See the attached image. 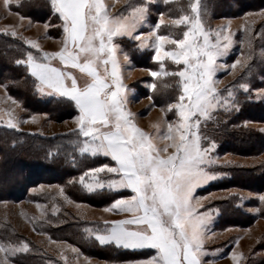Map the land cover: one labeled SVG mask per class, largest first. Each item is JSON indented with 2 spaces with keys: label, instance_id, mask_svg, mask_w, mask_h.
I'll return each instance as SVG.
<instances>
[{
  "label": "snow or ice",
  "instance_id": "6c2138e0",
  "mask_svg": "<svg viewBox=\"0 0 264 264\" xmlns=\"http://www.w3.org/2000/svg\"><path fill=\"white\" fill-rule=\"evenodd\" d=\"M163 2L168 4L169 0ZM9 4L10 0H5L6 8ZM51 7L62 21V47L54 52L41 50L38 55L29 51L27 60L17 63L26 64L38 92L75 103L79 111L76 117L79 134L85 138L80 153L103 155L114 162V166L103 164L88 170L80 177V183L89 192L103 189L107 184L110 189L126 188L134 193L115 200L110 209L131 215L105 222L111 226L103 234H95L96 240L101 245L114 244L118 248L155 250L147 259L128 264H204L209 215L198 210L193 192L216 176L209 170L215 163L211 155L215 145L214 142L207 147L202 145L199 125L201 117L211 119L221 105L227 109L234 103L222 97L214 80L217 59L229 47L228 43H221V38L230 42V37L223 36L221 30L213 40L211 30L204 27L198 3L192 2L191 12L172 20V25H183L186 29L182 38L159 33L164 23L161 13L154 31L141 41V46L151 41L153 59L160 62L161 71H153V77L169 75L164 65L166 59L184 66L183 70L171 73L180 77V95L167 109H175L179 120L169 122L167 132L159 135L160 140L171 141L160 147L133 122L134 114L126 109L127 87L117 60L120 45L115 43V38L122 36L140 39L134 33L146 19L147 4L127 2L126 14L121 11L115 15L104 0H51ZM26 43L39 49L34 41ZM56 60L60 66L53 64ZM72 70L79 71L83 84ZM240 87L248 90L247 84ZM232 95L228 90V97ZM8 126L16 125L9 122ZM169 148L174 151L166 156L161 154ZM101 172L119 179L102 181ZM88 176L94 183L85 182ZM259 200L264 204V195ZM27 250L26 243L22 246L0 243V253L5 254L0 264H10L9 256Z\"/></svg>",
  "mask_w": 264,
  "mask_h": 264
},
{
  "label": "rangeland",
  "instance_id": "374dc122",
  "mask_svg": "<svg viewBox=\"0 0 264 264\" xmlns=\"http://www.w3.org/2000/svg\"><path fill=\"white\" fill-rule=\"evenodd\" d=\"M19 1L10 0L9 7L6 8L5 0H0V30L10 35L15 32V36H19L25 43L26 41H34L42 48H56L59 44L57 39H61L64 35L63 29H61L62 33L58 37H55L54 34L56 35L59 32L61 26H53L52 32L54 34H48L49 23L34 21L14 11L13 5ZM169 1H174V4H178L181 8L177 9L175 7V9H172L167 7L168 10H166L164 6V11L162 4L157 0H127V2L133 4H147L146 19L134 33V36L139 35L140 39L137 40L128 36L115 38V43L120 45V49L117 51V60L123 83L127 87L126 109L134 114L132 117L133 122L149 133L153 137V142L160 147H163L165 143H171V141L160 140L158 138L159 135L167 132V124L169 122L179 120L175 109L171 111L167 109L169 104L177 102L180 95V77L173 76L171 73L183 70L184 66L182 64L178 66L171 60L166 59L164 65L169 75L161 74L153 77L151 74L153 71H161L160 62L153 59L154 49L151 41L145 42L143 46H141V41H145L147 34L154 31V26L160 20L161 13H163L164 23L161 24L159 33L162 35L171 33L176 37L182 38V33L186 29L183 25H172V20L191 12L190 3H198V0H192V2L190 0ZM104 2L109 6V10L113 15L121 11H125L126 14V0H104ZM160 10L162 11L160 12ZM202 20L205 29L211 30V38L213 40L216 32L221 30L223 31V36L230 37V42L221 38V43H228L229 47L226 54L217 59V71L214 80L216 81L215 87L222 97L232 100L237 91L235 79L239 73H243V70L246 69L250 56L256 53V55H259V59H264V50L258 47L253 52L251 41L259 36L258 32L264 21V10L251 11L233 17H208V19L202 18ZM168 47L170 46L166 45V48ZM33 49L40 54L41 50ZM133 54L138 59L140 56L150 58V66L148 68L140 66L139 60L138 63L135 62L136 58H133ZM236 61H239V63H236ZM53 62L60 66L58 60ZM234 64L235 67H233ZM72 71L76 75L80 74L78 70ZM78 82L83 84L81 75L78 77ZM240 82L238 90L245 91L240 85L247 84L248 90L245 92L249 96L254 97V100L264 99V84L251 87L246 81L240 80ZM151 85H155V87H150ZM228 90L233 93L232 97H228ZM37 93L41 97H49L39 92ZM157 96L160 98L158 101L155 100ZM188 102L189 100L186 98L184 103L187 104ZM221 107L224 106L221 105ZM27 113L28 110L23 108L9 94L7 89L0 84V126L42 135L59 133L73 128L78 129L76 117L56 121L49 119L47 114ZM204 119L203 117L200 118V135V127ZM9 122L16 126L9 127ZM245 125L264 132V123L248 121ZM84 139L83 137V141ZM210 142L212 141H204L203 139L201 141L204 147H207ZM214 145L211 155L215 163L210 166L209 170L215 173L216 176L214 179L208 180L197 187L193 192V196L196 198L194 203L197 204L198 210L209 215L207 235L204 238V247L207 251V255L203 257L204 264H264V204L259 200V196L264 195V190L258 192L239 187L213 189L211 186L218 179L228 177L230 168H246L264 164V152L255 156H240L230 152L221 154L217 152L215 142ZM173 151L174 149L169 148L168 152L161 154L166 156ZM88 156L93 157L91 154H88ZM100 166L102 165L94 168ZM88 170H84L77 177L76 180L79 184H81L80 177ZM115 176L107 172L99 174V178L102 181L119 179V176ZM85 182L94 183V180L91 176H88L85 177ZM81 186L86 189L83 184ZM104 188L106 191H123L126 189H110L107 184H105ZM66 190V187L56 183L40 182L27 188L28 196L24 200L0 201V243L20 246L24 243L28 244L27 251L17 252L14 256L8 257L10 264H23L21 261L31 252L41 254L43 258L47 259V263L52 262V264L53 262L54 264H104L108 262L99 257L86 255L80 245L76 243L55 240L56 234H54L55 236H50L45 232L55 229L63 221L58 216L65 217L73 213L77 217L78 222L92 220L99 223L95 228L83 226L81 223L80 227L83 229L84 236H79L76 240L82 241L83 245L86 246L88 242L87 234L91 233L96 239L95 234L101 231L99 230L100 225L106 224L104 221L113 217L108 211L103 210L101 206L72 200ZM132 195L134 193L131 191V193H124L123 197L117 199L127 198ZM113 202L104 206V208L110 210ZM228 205L237 208L236 213L240 216L238 217L239 225H227L219 228L215 226L216 218L224 207ZM256 209H260V211L257 212L255 211ZM233 254H235V259ZM4 255V253H0V259ZM152 255H154L152 252L143 251L142 254L134 257L143 258ZM134 257L129 260H133Z\"/></svg>",
  "mask_w": 264,
  "mask_h": 264
},
{
  "label": "trees",
  "instance_id": "16d2710c",
  "mask_svg": "<svg viewBox=\"0 0 264 264\" xmlns=\"http://www.w3.org/2000/svg\"><path fill=\"white\" fill-rule=\"evenodd\" d=\"M157 1L162 4L164 11L165 7L166 10H168L167 7L181 8L178 4H174V1H169L168 4H165L163 0ZM198 7L203 19L233 17L251 11L264 10V0H198ZM13 9L34 21L49 23L48 34H54L53 26L62 25L58 14L51 7V0H20L13 5ZM260 28L258 38L251 40L253 52L258 47L264 50V21ZM61 29L62 27L56 35L54 34L55 37L62 33ZM29 51L38 55V52L19 36L0 30V84L23 108L28 110V113L47 114L49 119L56 121L77 117L78 110L69 99L38 95L35 78L27 71L24 63H17V61H25ZM134 57L136 63L139 60L140 66L148 68L151 64L150 58L140 56L138 59L133 54ZM239 74L235 79L237 91L232 99L234 103L227 109L220 106L212 113L211 119H204L200 133L204 141L216 143L218 153L230 152L240 156H255L264 152V132L247 127L245 123L248 121L264 123V99L254 100V97L249 96L247 92L238 90V85L241 83L240 80L246 81L251 87L263 85L264 59H259V55L253 53L248 59L246 69ZM159 99V96L155 97L156 101ZM82 145L83 137L80 136L77 128L42 135L0 126V201L24 200L28 196V187L47 181L66 187V193L74 201L101 207L123 197L124 193H129L126 189L106 191L105 188L89 192L77 182V177L84 170L103 164L114 165L109 157L103 155L90 157L88 154H81L79 149ZM229 172L228 177L220 178L212 183V188L239 187L258 192L264 190V164L246 168H230ZM236 209L231 205L224 207L223 212L221 211L216 218L215 226L222 228L227 225H239L238 217L240 216L236 213ZM58 218L63 221L55 229L45 232L50 236L56 234L55 240L80 245L86 255L99 257L108 262L129 260L136 255L132 251L118 248L113 244L101 245L91 233L87 234L88 242L84 246L82 241L76 240L79 236H84L80 226L83 224V226L95 228L99 223L92 220L78 222L73 213L65 217L60 215ZM106 226L101 224L99 230H105ZM38 254L35 252L25 254V259L21 262L52 264V262L47 263V259Z\"/></svg>",
  "mask_w": 264,
  "mask_h": 264
},
{
  "label": "crops",
  "instance_id": "0c3cea01",
  "mask_svg": "<svg viewBox=\"0 0 264 264\" xmlns=\"http://www.w3.org/2000/svg\"><path fill=\"white\" fill-rule=\"evenodd\" d=\"M62 40H63V37L61 39H57V41L59 42L58 46L56 48H42L41 46H39V50H42V51H47V52H54V51H58L60 48H61V45H62ZM27 60V59H26ZM54 65H57L56 63L53 62ZM26 65V64H25ZM58 66V65H57ZM27 68V66H26ZM28 71V69H27ZM29 72V71H28ZM81 74H77V77H80ZM38 92V91H37ZM40 93V92H39ZM41 94V93H40ZM42 95H46V96H58V95H49L47 93L45 94H42ZM73 102V101H72ZM74 103V102H73ZM75 104V103H74ZM78 110V109H77ZM78 115H79V111H78ZM110 158V157H109ZM111 159V158H110ZM114 163V162H113ZM114 166V165H113ZM117 177V176H115ZM128 190L130 193H131V190L130 189H126ZM115 201V200H114ZM103 210H106L109 212V214H111L113 217L112 218H109L107 219L106 221L104 222H111V221H116V220H122V219H125L127 217H129L131 215V213H127V212H118V211H115V210H109L108 208H102ZM106 228L107 227H110V223L109 224H106ZM105 231V230H104ZM104 231H100L98 232L99 234H103ZM98 241V240H97ZM114 245V244H113ZM122 248V247H121ZM124 249V248H123ZM125 250H128V251H132L134 252L136 255H139V254H142L143 251H149V252H152V254H155V250L153 249H150V248H145V249H137V250H132V249H125ZM148 257H143V258H138L137 257H134L133 260H126V261H123V262H114V263H108V262H105L104 264H128V262L130 261H139V260H144V259H147Z\"/></svg>",
  "mask_w": 264,
  "mask_h": 264
}]
</instances>
